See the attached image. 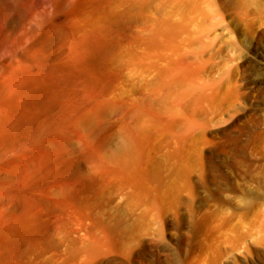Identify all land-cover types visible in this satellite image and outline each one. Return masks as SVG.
Listing matches in <instances>:
<instances>
[{
    "label": "bare ground",
    "instance_id": "obj_1",
    "mask_svg": "<svg viewBox=\"0 0 264 264\" xmlns=\"http://www.w3.org/2000/svg\"><path fill=\"white\" fill-rule=\"evenodd\" d=\"M250 3L221 0L248 42ZM202 4L0 0V264H131L186 214L242 98V62L216 79L193 41Z\"/></svg>",
    "mask_w": 264,
    "mask_h": 264
},
{
    "label": "rangeland",
    "instance_id": "obj_2",
    "mask_svg": "<svg viewBox=\"0 0 264 264\" xmlns=\"http://www.w3.org/2000/svg\"><path fill=\"white\" fill-rule=\"evenodd\" d=\"M207 1L203 0L201 11L204 12L200 11L193 16L195 19L197 15L203 14L201 19L197 16L198 21H193V41L202 36L210 47L207 49L218 48V55L214 59L217 64L214 69L217 72L213 69L212 73H215H211L216 79L224 81L226 73L234 64L242 62L238 64L242 71L237 87H241L239 91L243 99L239 98L240 101L234 103V110L231 111L233 116H229L230 112L224 115V118L229 117L227 124L223 123V128L228 129L224 131L225 134H220L224 151L206 158L209 175L203 183L197 181L195 199L190 202L189 210L186 214L181 213L176 219L173 218L174 220L168 219L165 232L158 235L154 250L140 251L131 264H264V155H261L264 154V136L259 138L254 133L255 130L262 132L264 129V33L260 39L248 42L242 38V29L236 24L232 11L223 6L221 0ZM251 1L254 2L250 3L248 0L254 6L252 13L256 7L264 12V0ZM235 121L237 124L233 123ZM235 127L236 130H233ZM209 216V219L205 218ZM201 218L203 219L199 221ZM199 227L202 234L209 235H202ZM206 228L208 233L204 230Z\"/></svg>",
    "mask_w": 264,
    "mask_h": 264
}]
</instances>
